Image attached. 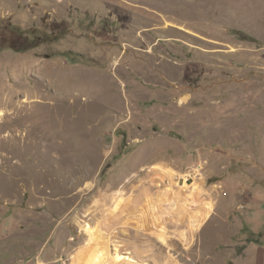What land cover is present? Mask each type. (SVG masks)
Listing matches in <instances>:
<instances>
[{"label": "rangeland", "instance_id": "374dc122", "mask_svg": "<svg viewBox=\"0 0 264 264\" xmlns=\"http://www.w3.org/2000/svg\"><path fill=\"white\" fill-rule=\"evenodd\" d=\"M155 165L214 211L184 243L159 208L169 246L131 228L118 264H264V0H0V264H72Z\"/></svg>", "mask_w": 264, "mask_h": 264}, {"label": "bare ground", "instance_id": "6f19581e", "mask_svg": "<svg viewBox=\"0 0 264 264\" xmlns=\"http://www.w3.org/2000/svg\"><path fill=\"white\" fill-rule=\"evenodd\" d=\"M149 172L154 174L155 179L159 180V182L157 181L158 183H156L159 187H162V184L165 183V181H169V186L171 187L163 188V190L158 191L160 192L158 195H147L145 200H143L144 202L137 206L132 204L133 195H130L125 199L119 198L120 200L113 208V212H111L112 218L118 217L120 206L122 204H125L127 208H129L130 205L134 206L129 214L126 215L128 218L126 222L123 223V228L125 229L122 231L114 230L109 234H106L102 232L103 230L101 231L97 227L88 228V242L85 246L81 247L78 254L73 257L72 264H118L119 256L114 257L112 254V244H115L116 248H119V250H121L120 248L125 247L123 240L118 239L119 234L122 232L125 236H128L129 229L131 228H136V230L143 233H146L153 228L156 230L155 235L157 239H159L163 245L169 246L172 237L169 235L167 227L161 222L162 225L156 228V223H158V221L156 222L154 217L151 216L152 214H156L161 207H166L171 210L173 217L176 219L174 221H177L176 223L178 227H187L189 232L183 231L180 237V240L184 243L188 240L185 233L193 235L211 217L214 211V205L211 201L202 199L205 192L199 170H196L192 175H185L183 182V190H185V188L189 187L186 181L189 178H192L193 184H191L194 188V194L197 197L192 194H186L182 190H178L179 192L175 191L174 186L176 184L174 180L176 174L174 171L155 165L150 168ZM149 211H152L153 213Z\"/></svg>", "mask_w": 264, "mask_h": 264}, {"label": "trees", "instance_id": "16d2710c", "mask_svg": "<svg viewBox=\"0 0 264 264\" xmlns=\"http://www.w3.org/2000/svg\"><path fill=\"white\" fill-rule=\"evenodd\" d=\"M36 46H37V43H34L32 46H28L26 49L35 48ZM259 237H261V235H259ZM253 242L257 243L258 239H253Z\"/></svg>", "mask_w": 264, "mask_h": 264}]
</instances>
